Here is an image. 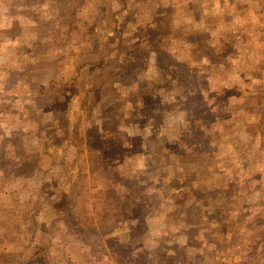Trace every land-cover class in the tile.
I'll return each mask as SVG.
<instances>
[{
  "label": "rangeland",
  "instance_id": "obj_1",
  "mask_svg": "<svg viewBox=\"0 0 264 264\" xmlns=\"http://www.w3.org/2000/svg\"><path fill=\"white\" fill-rule=\"evenodd\" d=\"M235 27L263 50L264 0H0V264H264L261 97L230 112L225 81L199 96ZM181 75L196 97L171 121L202 118L200 141L207 114L223 121L167 190L156 161L180 153L146 115L158 78Z\"/></svg>",
  "mask_w": 264,
  "mask_h": 264
},
{
  "label": "trees",
  "instance_id": "obj_2",
  "mask_svg": "<svg viewBox=\"0 0 264 264\" xmlns=\"http://www.w3.org/2000/svg\"><path fill=\"white\" fill-rule=\"evenodd\" d=\"M123 7H125L126 0H121ZM207 23H213L211 17H207L206 19ZM91 26V25H89ZM215 26V24L210 25ZM91 29V28H90ZM89 31V30H88ZM92 30H90V33ZM230 37L227 38V41L221 42L220 45L217 43L215 44V47L218 46L222 49V53L219 56H215L213 52L209 53V62L207 66H203L202 71L199 69L200 72V85L202 86V90L199 92V96L202 98L205 96V93L212 92L213 88L216 89L220 83L225 81L227 83V89L229 94H231V98L228 103V107H230L231 112V103L233 101V97L238 94H247L250 100H253V96L251 94V90H254L253 95L260 96L261 97V103L264 105V49L263 50H254L252 47L244 46L247 41L250 40V37L253 33V31L247 30V28H244L241 30L238 27H235V30L230 29ZM88 33V32H87ZM235 34V36H234ZM234 36V39H232ZM263 40H264V34H262ZM233 40L230 42V40ZM239 41V42H238ZM227 42V44H226ZM240 56V57H239ZM239 57V58H238ZM148 56H144L143 60H140L138 56L135 58H130V61H140L136 62L134 64H127L124 70L131 71L136 70L138 68H143V65H145L147 61ZM177 77V76H176ZM166 78L165 74L164 77ZM253 81H252V79ZM162 79L158 78V82L156 83V88L153 87L154 91L152 92L153 97L150 98L154 101V104L152 106L151 111L147 112L146 117L151 120L150 123V132L152 135L157 131L158 134L162 133L161 136H159V148L162 146V148L168 147L172 141L173 144H177V152L180 154L177 155L176 161L173 165L161 162L165 161L169 155L165 154H171V153H164L162 154V158L157 159L156 165L158 167H162L165 171V173H169V171H174L175 174L173 176L172 181H170L168 178L169 175L167 174V180L165 181V187H167V190H174L176 187L173 185L176 182H179L178 177L183 176L184 181H186L187 178H185V174L187 171L191 173L190 178H193L192 175L195 176V164L194 163H187V155L190 154H214L215 150L212 147L208 146V150H204L202 146L210 144V140L208 139V134L214 132V127L217 126V121H223V119H219L215 115L207 114V118L209 116H212L210 118L211 124L208 126L206 132L205 139L203 141H200L199 139H193L194 136V129L193 132L191 131L192 127L200 126L199 123L202 121V118H200L199 122L194 121L193 117L190 118V114L186 115L187 121H179V122H173L172 115L176 112H187L188 107V101H192L194 97H196V88L192 84V82L187 79L185 76H178V78L169 80L164 82ZM248 81H252L251 84H248ZM213 87V88H211ZM224 87V86H223ZM225 88H223L224 90ZM241 89V90H238ZM258 90V93L256 91ZM170 91H176L174 93V96L170 94ZM250 101V102H251ZM260 111V115L263 116L264 114V108L261 107L258 108ZM132 117H140L139 113L130 110ZM128 112V113H129ZM182 112V113H183ZM226 114L229 113V111H225ZM181 113V114H182ZM155 115V116H154ZM206 119V118H204ZM216 122V123H214ZM175 123V125H174ZM183 123L184 125L180 124ZM214 123V124H213ZM180 124V125H179ZM179 126V127H178ZM222 128H220L219 133L221 132ZM205 131V130H204ZM204 134H200V137H202ZM218 136L217 134H215ZM147 142L149 140H152V138H146ZM172 140V141H171ZM197 142V145H196ZM158 148V147H156ZM205 148V147H204ZM182 152V153H181ZM176 154V151H175ZM151 157V156H150ZM155 157V156H154ZM154 157H151L148 159L150 162L151 159ZM244 162V160H242ZM180 162V163H179ZM149 166V164H148ZM184 169V174L181 175L179 173V169ZM187 170V171H186ZM182 185V183L180 184ZM207 187H205L206 189ZM69 195V193H68ZM42 197H37L35 200L36 202L41 199ZM69 198V197H68ZM52 199V198H51ZM57 198H53V201ZM136 200L135 198L128 197V201ZM33 201V200H32ZM52 201V202H53ZM123 201H126L124 199ZM33 206V209L37 208V205ZM50 204V203H49ZM59 208V204L56 207ZM65 207H60V209L56 212V218L63 219ZM56 209V210H57Z\"/></svg>",
  "mask_w": 264,
  "mask_h": 264
},
{
  "label": "crops",
  "instance_id": "obj_3",
  "mask_svg": "<svg viewBox=\"0 0 264 264\" xmlns=\"http://www.w3.org/2000/svg\"><path fill=\"white\" fill-rule=\"evenodd\" d=\"M250 38H251V37H250ZM238 42H239V41H238ZM251 42H252V41L249 40V41H247V42H246L245 44H243V45H244V46H250ZM252 46H253V45H252ZM252 46H250V47H252ZM254 46H255V45H254ZM239 57H240V56H239ZM239 57H238V58H239Z\"/></svg>",
  "mask_w": 264,
  "mask_h": 264
}]
</instances>
